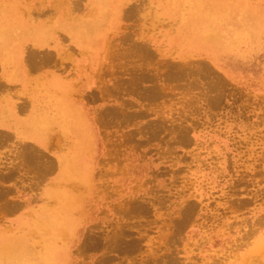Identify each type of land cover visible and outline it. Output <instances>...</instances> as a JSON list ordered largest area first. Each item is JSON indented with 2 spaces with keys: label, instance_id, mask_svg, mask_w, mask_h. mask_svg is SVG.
I'll list each match as a JSON object with an SVG mask.
<instances>
[{
  "label": "rangeland",
  "instance_id": "1",
  "mask_svg": "<svg viewBox=\"0 0 264 264\" xmlns=\"http://www.w3.org/2000/svg\"><path fill=\"white\" fill-rule=\"evenodd\" d=\"M22 76L0 264H264V0H0Z\"/></svg>",
  "mask_w": 264,
  "mask_h": 264
},
{
  "label": "crops",
  "instance_id": "2",
  "mask_svg": "<svg viewBox=\"0 0 264 264\" xmlns=\"http://www.w3.org/2000/svg\"><path fill=\"white\" fill-rule=\"evenodd\" d=\"M41 44L45 43V40L40 41ZM54 52L57 53L55 50ZM16 61L23 65L25 62V56L21 53L23 51H16ZM21 54V55H20ZM3 60H5V56H1ZM227 67L225 65L221 66ZM24 75V74H23ZM19 81V82H18ZM17 89H12L11 85L15 83H7L5 82V88L3 92H0V135H2V141L4 140L5 134L10 133H24V134H35L39 132H47L48 128H37L31 122L34 120V108L31 105H28L26 101L22 99H18V94H15V91H22L28 89L25 84L26 79L22 77L18 78ZM25 81V82H23ZM16 82V84H17ZM24 85V86H23ZM23 86V87H22ZM62 91L67 95V88H61ZM41 127V126H40ZM43 127H45L43 125Z\"/></svg>",
  "mask_w": 264,
  "mask_h": 264
},
{
  "label": "bare ground",
  "instance_id": "3",
  "mask_svg": "<svg viewBox=\"0 0 264 264\" xmlns=\"http://www.w3.org/2000/svg\"><path fill=\"white\" fill-rule=\"evenodd\" d=\"M249 21L253 22V21H254V18H250ZM173 78H175V77L173 76ZM145 81H146V80H145ZM147 82H148V80H147ZM156 86H157V85H156ZM143 88H144V87H143ZM209 88H210V87H209ZM214 88H215V87H214ZM141 89H142V88H141ZM144 89H145V88H144ZM148 89H149V88H148ZM153 89H154V88H153ZM156 89H157V88H156ZM211 89H212V88H211ZM146 90H147V89H146ZM147 91H148V92H151V91H149V90H147ZM157 92H161V91H157ZM154 94H155V93H154ZM155 95H156V94H155ZM150 96H151V95H150ZM150 96H149V97H150ZM152 96H153V95H152ZM152 96H151V97H152ZM220 97H221V96H220ZM152 98H153V97H152ZM150 99H151V98H150ZM213 101H214V100H213ZM133 115H134V114H133ZM128 116H129V115H128ZM187 136H188V135H187ZM187 136H186V137H187ZM183 138H184V137H183ZM184 139H185V138H184ZM184 139H183V140H184ZM180 141H181V140H180ZM184 145H185V144H184ZM28 148H29V147H28ZM23 150H24V149H23ZM20 151H21V149H20ZM16 154H17V153H16ZM18 154H19V153H18ZM26 154H28V153H26ZM39 154H40V153H39ZM83 154H84V153H83ZM31 156H32V155H31ZM79 159H80V157H79ZM17 162H18V161H17ZM24 164H25V163H24ZM24 164H23V165H24ZM36 166H37V165H36ZM10 173H11V172H10ZM42 173H43V172H42ZM7 174H8V173H7ZM0 189H2V188H0ZM0 199H1V198H0ZM130 204H131V203H130ZM141 204H142V203H141ZM144 205H145V204H144ZM144 205H143V206H144ZM132 206H133V205H132ZM137 206H138V205H137ZM146 206H147V205H146ZM187 207H188V206H187ZM133 208H134V207H133ZM145 208H146V207H145ZM147 208H148V207H147ZM142 210H144V209H142ZM136 211H137V210H136ZM145 211H146V209H145ZM140 212H141V211H140ZM148 212H149V211H148ZM189 212H190V211H189ZM189 212H187V214H189ZM182 214H183V213H182ZM185 217H186V215H185ZM189 218H190V217H189ZM179 220L181 221V219H179ZM179 220H178V221H179ZM182 221H183V220H182ZM185 221H187V220H185ZM176 223H177V222H176ZM178 223H179V222H178ZM178 223H177V224H178ZM180 223H181V222H180ZM180 223H179V224H180ZM184 225H185V223H184ZM174 226H175V223H174ZM176 227H177V226H176ZM178 229H179V228H178ZM175 230H176V229H175ZM120 231H121V230H120ZM125 232H126V231H124V233H123V232H122V233L125 234ZM176 232H177V231H176ZM119 233H120V232H119ZM88 234H89V233H88ZM126 234H127V233H126ZM117 235H118V234H117ZM176 235H177V234H176ZM123 236H124V235H123ZM115 237H116V235H115ZM118 237H119V236H118ZM175 237H176V236H175ZM175 237H174V240H175ZM176 238H177V237H176ZM7 239H8V237H7ZM117 239H118V238H117ZM124 239H125V238H124ZM174 240H173V241H174ZM176 240H177V239H176ZM176 240H175V241H176ZM121 241H122V239H121ZM117 242H118V240H117ZM126 242H127V241H126ZM6 243H7V240H6L4 237H1V238H0V248L4 247V245H5ZM118 243H119V242H118ZM128 244H129V243H128ZM133 244H137V243H133ZM133 244H132V245H133ZM126 245H127V244H126ZM93 246H94V245H93ZM115 246H116V245H115ZM133 246H135V245H133ZM5 247H6V245H5ZM88 247H89V246H88ZM116 247H117V246H116ZM129 248H130V247H129ZM133 250H134V249H133ZM137 250H139V249H137ZM137 250H135V251H137ZM129 251L131 252L132 250H129ZM139 251H140V250H139ZM127 252H128V251H127ZM127 252H126V253H123V254H127ZM130 252H129V253H130ZM132 252H134V251H132ZM132 252H131V253H132ZM134 253H135V252H134ZM171 259L173 260V259H175V258H170V260H171ZM170 262H172V261H167V264L170 263ZM173 262H174V261H173ZM176 263H177V262H176V259H175L174 264H176ZM170 264H171V263H170ZM172 264H173V263H172Z\"/></svg>",
  "mask_w": 264,
  "mask_h": 264
}]
</instances>
